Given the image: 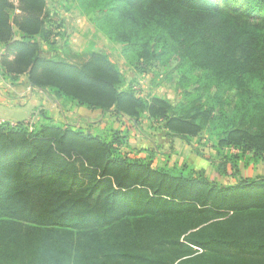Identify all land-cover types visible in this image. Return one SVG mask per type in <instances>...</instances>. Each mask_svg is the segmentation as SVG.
<instances>
[{
    "label": "trees",
    "instance_id": "16d2710c",
    "mask_svg": "<svg viewBox=\"0 0 264 264\" xmlns=\"http://www.w3.org/2000/svg\"><path fill=\"white\" fill-rule=\"evenodd\" d=\"M78 1L133 73L176 74L179 99H141L103 52L66 60L47 0H0V76L188 145L206 134L211 174L131 156L127 132L0 123V264H264V176L239 167L264 162V0Z\"/></svg>",
    "mask_w": 264,
    "mask_h": 264
},
{
    "label": "rangeland",
    "instance_id": "374dc122",
    "mask_svg": "<svg viewBox=\"0 0 264 264\" xmlns=\"http://www.w3.org/2000/svg\"><path fill=\"white\" fill-rule=\"evenodd\" d=\"M47 2L49 8L59 10L62 14L57 22L59 24L62 22L61 30L57 31L60 35L55 37L54 43L58 49L60 48V53L67 55L66 60L80 63L89 51L103 52L124 75L127 80L126 88L131 86L141 99L158 97L171 102L179 99L183 86L180 82H176V74H162L156 67H150L142 74L133 73L122 59L121 46L108 42L95 30L85 12L79 7L78 0H47ZM60 13L57 11V14ZM64 42H67L68 47ZM53 53L52 47H43L44 56L50 57ZM183 73L191 83H194L198 77V74L192 70L186 69ZM57 99L59 98L56 94L31 89L26 83L19 88L0 84V123L14 125L17 122H24L29 128L35 129L41 124L51 122L54 125L68 126L75 130L81 129L85 133L98 135L104 139L118 131L123 138L127 132L129 146L138 150L150 149L154 154L153 163L157 166L179 167L185 163L195 170L208 168L205 161L209 160L208 153L213 151L208 142L209 136L206 134L201 141L192 140L195 148L191 149L186 144L180 146L178 142L163 139L156 130L150 131L146 128V120L141 119L135 128L125 117L89 111L84 107L74 106ZM187 148L190 151H187ZM127 150L128 148L123 152L127 153ZM200 152L203 154L198 157ZM130 154L136 158L144 157L140 152ZM239 162L240 172L244 178L255 179L264 176V162H259L250 155L242 157Z\"/></svg>",
    "mask_w": 264,
    "mask_h": 264
},
{
    "label": "crops",
    "instance_id": "0c3cea01",
    "mask_svg": "<svg viewBox=\"0 0 264 264\" xmlns=\"http://www.w3.org/2000/svg\"><path fill=\"white\" fill-rule=\"evenodd\" d=\"M50 10H52V11H55L53 8H50ZM58 11V13H60V11L59 10H57ZM60 15V17L62 16V14L60 13L59 14ZM89 19V18H88ZM67 47H68V44H67ZM70 50V49H69ZM1 51H2V49H1V47H0V53H1ZM86 54V53H85ZM80 55V54H79ZM77 56V55H76ZM24 79V80H23ZM23 83H26L27 84V81H26V78L25 77H23V76H20V77H16V78H14V77H1L0 76V84H2V85H6V87H14V88H16V87H20V85H22ZM28 85V84H27ZM29 86V85H28ZM54 99V98H53ZM55 101H56V99H54ZM57 100H61V101H64V100H62L61 98H59V99H57ZM65 102V101H64ZM58 103V102H57ZM69 104H71V103H69ZM72 105H74V104H72ZM75 106V105H74ZM90 111V110H89ZM99 112V111H98ZM147 122V124H145L147 127L146 128H148L150 131H153V130H156V132L164 139H166L167 138V140L169 139V140H173L174 142H178V143H180V146L182 145H187V146H189L191 149L194 147L195 148V145L193 144V141L192 140H197V141H201V140H203V137L205 136V134H202L199 138H196V139H192V140H190V144L188 145L186 142H184V141H182V140H180V139H171V138H168L167 136H166V134H165V132L161 129V124L160 123H158V122H156V123H152V122H148V121H146ZM137 126L138 125H135V124H132V127H135V128H137ZM151 127H153V128H156V129H152ZM126 132V131H125ZM177 143V144H178ZM130 145V144H129ZM131 148H133L132 146H131ZM193 148V149H194ZM133 149H136V148H133ZM188 149V148H187ZM140 150V149H139ZM142 150L144 151L143 153H140V154H143L144 155V157L145 156H147V154H150V155H152V157H153V152L150 150V149H148V148H142ZM196 150V149H195ZM208 150V149H207ZM136 151H138V149H136ZM187 151H190L189 149L187 150ZM212 151V150H211ZM210 152V151H209ZM154 153H157L156 151H154ZM197 153V152H196ZM212 153V154H211ZM222 153L223 154H225L226 156H228V155H238L239 153L236 151V150H233V149H225V150H223L222 151ZM201 154H203L202 152H200V154H198V157H201V156H199V155H201ZM208 158H209V160H214V158H215V156H214V151L213 152H210V153H208ZM141 158H143V157H141ZM209 160H207V161H205L207 164H208V168L206 169V170H203V169H200V170H195V168H191V169H193L196 173H201L203 176H205V177H207L208 175H209V173H210V171H211V166H210V162H209ZM168 167H173V166H175V165H171V166H169V165H167ZM181 166H187L188 168H190L187 164H185V163H183ZM192 167V166H191Z\"/></svg>",
    "mask_w": 264,
    "mask_h": 264
},
{
    "label": "built area",
    "instance_id": "2783aa9c",
    "mask_svg": "<svg viewBox=\"0 0 264 264\" xmlns=\"http://www.w3.org/2000/svg\"><path fill=\"white\" fill-rule=\"evenodd\" d=\"M30 87V86H29ZM31 89H34V88H32V87H30ZM37 90V89H36Z\"/></svg>",
    "mask_w": 264,
    "mask_h": 264
}]
</instances>
